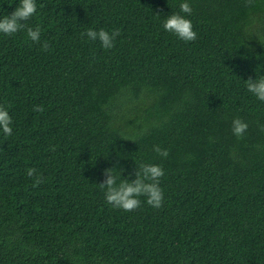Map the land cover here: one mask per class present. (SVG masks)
Listing matches in <instances>:
<instances>
[{
    "label": "trees",
    "instance_id": "trees-1",
    "mask_svg": "<svg viewBox=\"0 0 264 264\" xmlns=\"http://www.w3.org/2000/svg\"><path fill=\"white\" fill-rule=\"evenodd\" d=\"M36 3L40 43L0 33V264H264V101L245 83L264 76V0ZM172 13L195 41L164 30ZM89 28L120 34L104 49ZM141 164L164 170L162 206L108 204L104 172Z\"/></svg>",
    "mask_w": 264,
    "mask_h": 264
},
{
    "label": "clouds",
    "instance_id": "clouds-1",
    "mask_svg": "<svg viewBox=\"0 0 264 264\" xmlns=\"http://www.w3.org/2000/svg\"><path fill=\"white\" fill-rule=\"evenodd\" d=\"M180 12L191 15L192 8L188 2L180 4ZM37 13L36 0H20L18 7L11 13L0 19V33L12 36L22 30H26L27 37L34 43H40L41 30L39 26L35 28L28 26L29 21ZM163 28L165 31L174 34L184 42H192L197 39V34L193 30L192 22L186 19L185 16L178 13H172L167 16L164 21ZM119 31L114 30L111 34L104 29L99 31L89 28L86 32L81 33L82 36H87L90 40H99L104 49L114 47V40L119 36ZM49 44H43V50L47 51ZM247 91L253 94L258 100L264 101V76L253 80L249 78L245 81ZM34 112H43L42 105L33 107ZM13 123L9 112L0 106V129L5 136H11L13 129L10 126ZM248 129V124L239 118L232 121V132L237 138L243 137ZM264 131V126L261 127ZM159 156L167 158L169 151L162 149L160 146H155L153 149ZM35 168L27 169V176L35 177V185L43 182L42 175H36ZM116 169H108L104 172L105 179L98 186L105 190V200L114 208L124 211H134L141 206V201L138 199L146 197V203L149 206L160 208L164 199L163 190L160 187V179L164 176V170L158 165L141 164L135 172V180L121 179V176L115 174ZM119 181V183H118Z\"/></svg>",
    "mask_w": 264,
    "mask_h": 264
}]
</instances>
